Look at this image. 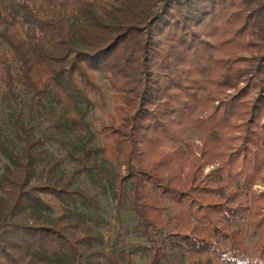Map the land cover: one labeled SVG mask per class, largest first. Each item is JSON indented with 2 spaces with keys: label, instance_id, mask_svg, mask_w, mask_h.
Returning a JSON list of instances; mask_svg holds the SVG:
<instances>
[{
  "label": "trees",
  "instance_id": "trees-1",
  "mask_svg": "<svg viewBox=\"0 0 264 264\" xmlns=\"http://www.w3.org/2000/svg\"><path fill=\"white\" fill-rule=\"evenodd\" d=\"M97 74L114 115L103 146L75 145L91 132L90 98L104 99ZM0 88L21 145L0 129V264H264V236L255 259L244 243L250 217L263 211L264 226L252 191L264 172V0H0ZM40 121L67 148L69 177ZM193 130L217 166L182 181L171 167L183 151L159 148ZM83 175L110 190L116 217L73 187ZM166 202L178 215L165 218ZM125 210L142 242L106 236Z\"/></svg>",
  "mask_w": 264,
  "mask_h": 264
},
{
  "label": "rangeland",
  "instance_id": "rangeland-1",
  "mask_svg": "<svg viewBox=\"0 0 264 264\" xmlns=\"http://www.w3.org/2000/svg\"><path fill=\"white\" fill-rule=\"evenodd\" d=\"M97 78L98 83L102 88L104 99H102L99 95H93L90 98V105L88 108H86V110L83 111V114H85L86 121L91 127V132L85 136H73L72 142L75 145H78L80 142H85L90 146L95 147L103 146L105 144V136L104 134H102V129L110 123V118L114 115V103L112 99V92L104 76L102 74H97ZM16 94L18 95V92ZM21 98L23 101H27L28 99L24 95H21ZM13 107L14 101L10 97L8 91L4 88H0V129L3 135L8 139V141L14 143L15 147L17 149H20L21 145L16 137V126L14 123V118L11 116ZM57 111L58 110H56V112ZM211 111L212 110L210 109L206 111L205 114L209 115ZM44 115L47 118L50 114L44 113ZM263 122L264 120L262 121V123ZM39 123L40 124H35V131L38 135L44 137L45 146L48 149L50 155L62 160L61 170L65 172L66 177H69L74 164L72 162L73 160L68 155L69 152L67 151V148L60 142V140L57 139L56 136L52 135L53 133L51 129H47V127L49 126L48 122L40 121ZM240 134V132H231L230 134H228V136L234 137L239 136ZM203 137L205 138V136H200L198 131L193 130L189 132V137H187L186 140L182 143H172L171 141H166L159 148L160 153H162L163 157L171 154L173 155L176 150L174 146L176 148H180L183 151V156H175L173 168L171 167V173L177 174L182 181L188 180L191 173L196 169L198 163L202 164L204 161L208 162V164H206L205 166L203 164L202 169L205 174L209 173L217 166V158L209 156L204 159H200V149H202ZM213 139L214 142L211 144V146L215 150V153L220 150H224L225 145L223 144V142H221V140L223 139L221 134L219 133L217 135H214ZM189 148L192 149L191 153L189 151ZM6 163H8L7 159L0 154V165H4ZM106 170L112 171V173L118 172V168L116 165H113L112 167H106ZM235 171H238V169ZM73 187L85 190L89 192L90 195H98L101 202L108 209V220H110L112 216L113 218L116 217V213H114L115 204L111 200L110 190H106L104 192L105 194L101 193V190L99 191V189L101 188L98 187V184H93L92 181L84 175L74 180ZM252 191L258 194L264 193V172L252 186ZM165 205L169 207V211L165 218H167L168 216L170 217L171 215H178L179 212L170 202H166ZM259 206L262 208L264 207V200L259 202ZM254 208L256 207L254 206ZM262 213L263 211H261L260 214L250 217L249 225L245 227V230L248 229V231H245L244 235L245 249L253 255V259H255V247L257 248L263 243L262 237L264 236V226L261 227L258 225V222L262 217ZM122 217L123 221L121 222L112 220L111 226L109 228L111 230H109L108 228L107 230H105L106 236L116 238V235L120 234V237H122L121 243H137L139 241L142 242L141 239L136 238L133 234L134 227L137 225V223L134 220L132 213H130V211L128 210H125ZM125 227L130 232L129 234H127V231H125ZM117 239L119 240V237Z\"/></svg>",
  "mask_w": 264,
  "mask_h": 264
}]
</instances>
